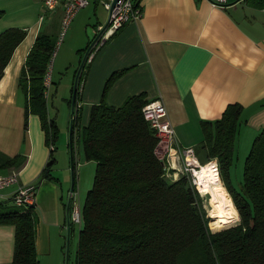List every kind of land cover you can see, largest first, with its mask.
<instances>
[{
  "label": "trees",
  "instance_id": "trees-1",
  "mask_svg": "<svg viewBox=\"0 0 264 264\" xmlns=\"http://www.w3.org/2000/svg\"><path fill=\"white\" fill-rule=\"evenodd\" d=\"M25 32L19 26L0 31V75ZM56 43L55 36L39 27L18 75V88L25 96L23 127L27 128L28 112H36L45 143L52 144L37 183L52 176L55 163L57 124L47 111L43 75ZM81 60L78 66L84 64ZM121 69L109 74L103 93ZM79 73L71 87L75 96ZM71 99L72 94L69 104ZM146 100L142 91L128 94L119 104L101 98L91 103L88 120L81 127L79 120H69L73 185L76 130L84 159L95 162L92 183L81 205L74 264H264V125L252 138L242 178L234 184L229 171L241 103L229 101L219 116L199 121L201 140L194 150L202 151L201 163L216 159L222 187L239 216L236 223L212 230L190 175L181 173L174 180L165 175V166L155 154L154 130L141 113ZM22 159L20 154L9 156L0 151V172ZM5 205L0 204V223L14 227L10 264H41L35 248L34 206L13 209Z\"/></svg>",
  "mask_w": 264,
  "mask_h": 264
},
{
  "label": "crops",
  "instance_id": "crops-1",
  "mask_svg": "<svg viewBox=\"0 0 264 264\" xmlns=\"http://www.w3.org/2000/svg\"><path fill=\"white\" fill-rule=\"evenodd\" d=\"M138 1L142 8L140 17L110 32L91 57L76 68L74 78L81 72L76 84V105L81 101L79 113L87 110L89 116L91 103L101 98L119 104L128 94L142 91L147 100H163L177 140L183 145L194 148L201 140L200 119L219 116L229 101L241 103V123L258 131L264 125V0H227L222 6L210 0ZM0 9V31L8 26L26 29L0 75V151L23 156L20 164L11 166L17 167L20 183L37 182L49 147L36 112H28L27 128L23 127L25 96L18 88V75L38 28L56 36L45 20L62 16V6L54 10L45 8L43 0H0ZM92 20L87 17L81 22V38L76 41V49L72 48L77 61L83 59L92 37L86 33V23ZM99 23L94 19L92 35ZM67 54L61 44L54 61ZM64 64H51L50 85L57 78L52 71L59 73ZM119 68L120 73L109 81L103 93L106 78ZM55 83L56 90L59 83ZM49 94L50 90L46 99ZM92 161L84 159L83 153L76 159L73 185L68 158L71 181H67L71 183L65 197L64 180L52 172L54 164L50 169L52 176L37 183L35 248L41 264L47 263L45 256L51 251V241L63 232V225L66 227L69 191L73 189L79 203H83V193L91 186L87 185V176L95 169ZM13 188L14 184L1 191L0 204L11 200ZM13 232V224L0 223V264L11 262Z\"/></svg>",
  "mask_w": 264,
  "mask_h": 264
},
{
  "label": "rangeland",
  "instance_id": "rangeland-1",
  "mask_svg": "<svg viewBox=\"0 0 264 264\" xmlns=\"http://www.w3.org/2000/svg\"><path fill=\"white\" fill-rule=\"evenodd\" d=\"M56 8H54V10ZM87 17H89L90 20L93 19L92 21H89L88 23H86L87 24L86 33L91 37L92 36L91 27H92V24L94 23V19L96 20L97 18L101 23H105L107 20V10L104 8L101 2H98V1L95 2L94 0H91V2L88 5L81 7L80 9L74 12L69 22L65 26L64 30L61 24V16L57 17L56 19L53 18L51 20H48V19L45 20L46 26L48 24L50 25L49 28H51V31L54 34L56 33L55 37L57 38V43H56L54 53L52 56V61H51L52 67H54V64H55V67L56 66L58 67L59 65H62L63 63H65L64 66H62L61 71H59V73L56 70L52 71L53 77L55 75L57 76L56 79L53 78V81L59 83V86L55 90L56 83L52 82L53 86L49 85L50 94L47 97L48 111H50V115L53 117V119L56 121V124H57V136H56L55 142L53 143V146H55L53 150V154L56 159L54 163V169L52 172H54V174H57L64 180L63 182L64 197H65L66 189L68 188V184L71 183L70 182L71 174H70V179H68V173H69V169H68L69 149L67 146V143L69 140L68 123H69V120H71V118L72 120H80L79 126H78L79 128L81 127V125L84 124L85 120H87V116H88L87 110H80V113H79V109H80L79 106L81 105V101L78 103L77 108L74 107L75 102H76L75 95L73 96V98L74 97L75 98L73 99V102L70 105V108H69V101H68L71 98V94L73 92V91L71 92V87L73 84L74 72L76 73V68L78 66V61L75 58L76 50L74 51V49H76V41H78L81 38V32H82L80 29L81 22L83 21V19ZM61 30H63V32H61ZM61 33H62V36L60 37ZM61 44H62V47L66 49L68 54L65 56V58L59 61L58 60L54 61L55 60L54 58H56V51L58 50V47ZM72 48L74 49L72 50ZM73 107H74V115L73 117H70V109H72ZM256 132L257 130H250L249 127L245 126L241 122L239 123L238 130H237L236 137H235V142H234V158H233V162H232V165L229 171L231 173V176H230L231 180L232 182H234V184L238 183L239 181L237 180H240L242 178L243 161L250 148L252 138L254 137ZM180 144L183 145L185 143H180ZM194 146H196V144ZM196 148H198V146H196ZM73 150H74L73 151L74 160L75 161L76 159L79 160L81 158L82 150H81V144L79 141L77 130L76 132H74ZM195 153L199 160V157L202 156V151L197 150L195 151ZM200 164L201 163L199 162V167H200ZM93 165H95V162ZM173 166L175 167L174 173L176 175L175 170H176L177 164L174 162ZM199 167H197V169H199ZM93 170H91L87 176L88 177L87 185L91 184V180H92L93 172H94ZM75 179H76V172H75ZM67 180H70V181L68 182ZM195 183H196V180H195ZM89 186L90 185H88L87 189L89 188ZM196 187L201 191L197 183H196ZM221 187H222V184H221ZM87 189H85L82 198L85 197V193ZM196 191L201 197L202 205L206 211V214L209 216L208 225L212 230H214L211 227L210 220L212 218V215L215 213L216 208L210 202L209 194H206V193L204 194L202 193V191L201 193H199L197 189ZM81 200L80 202L82 203ZM5 206H8V208H13V209L19 208L18 206L13 204L12 200H7ZM238 219H239V216L237 215L236 218L231 222V224L236 223ZM231 224L228 223L227 225L223 227H226ZM63 226H64L62 229L63 232H61L60 235L56 236L53 239V241H51V251H49V253L45 256L47 260L46 264H74V251H75V246L77 242L78 226L74 225L68 233H67V229L65 225ZM221 228H218V229H221ZM218 229H215V230H218Z\"/></svg>",
  "mask_w": 264,
  "mask_h": 264
},
{
  "label": "built area",
  "instance_id": "built-area-1",
  "mask_svg": "<svg viewBox=\"0 0 264 264\" xmlns=\"http://www.w3.org/2000/svg\"><path fill=\"white\" fill-rule=\"evenodd\" d=\"M96 1L101 2L107 10V20L105 23L96 25L94 33L85 48L83 60L91 57L95 48L110 32L128 20L139 18L142 13V8L138 0ZM210 2L214 5L222 6L227 3V0H210ZM87 3L88 0H43V5L47 9H53L61 4V24L63 30L74 12ZM63 30H61V32H63ZM61 36L62 33L60 34V37ZM52 56L43 75V93L45 96L48 94L51 81L50 72ZM77 105L75 102L74 107H77ZM74 107L71 109L70 117L74 115ZM141 113L149 126L154 130V134L157 138L155 154L162 160L165 166V175L171 180H174L179 174L187 173L190 175L191 183L196 187L194 171L195 168L199 167L200 160H198L195 150L191 145H181L178 142L174 127L167 116L163 100L159 97L146 100L141 106ZM49 148H52V144H49ZM213 160L215 161L216 170L218 172L216 159L213 158ZM174 162L177 164L176 175L174 173ZM12 184H14V188L9 198L12 200L13 204L21 207H27L29 205L34 206L37 182L20 183L18 179V169L15 167L8 169L6 172H0V196L2 194L1 191ZM196 189L201 193L197 187ZM67 206L68 215L66 227L69 228V225L78 226L81 222V204L77 200L73 189L68 193Z\"/></svg>",
  "mask_w": 264,
  "mask_h": 264
},
{
  "label": "bare ground",
  "instance_id": "bare-ground-1",
  "mask_svg": "<svg viewBox=\"0 0 264 264\" xmlns=\"http://www.w3.org/2000/svg\"><path fill=\"white\" fill-rule=\"evenodd\" d=\"M194 175L202 193L209 194L210 202L216 208L210 220L211 227L215 230L228 223L231 224L238 213L221 187L215 162L201 163L199 169L195 168Z\"/></svg>",
  "mask_w": 264,
  "mask_h": 264
},
{
  "label": "water",
  "instance_id": "water-1",
  "mask_svg": "<svg viewBox=\"0 0 264 264\" xmlns=\"http://www.w3.org/2000/svg\"><path fill=\"white\" fill-rule=\"evenodd\" d=\"M73 96H74V86H73V92H72V100H73ZM67 208H68V206H67ZM69 232V231H68ZM67 232V233H68Z\"/></svg>",
  "mask_w": 264,
  "mask_h": 264
},
{
  "label": "flooded vegetation",
  "instance_id": "flooded-vegetation-1",
  "mask_svg": "<svg viewBox=\"0 0 264 264\" xmlns=\"http://www.w3.org/2000/svg\"><path fill=\"white\" fill-rule=\"evenodd\" d=\"M72 102H73V100L71 99V102H70V103L72 104ZM71 104H70V105H71Z\"/></svg>",
  "mask_w": 264,
  "mask_h": 264
},
{
  "label": "clouds",
  "instance_id": "clouds-1",
  "mask_svg": "<svg viewBox=\"0 0 264 264\" xmlns=\"http://www.w3.org/2000/svg\"><path fill=\"white\" fill-rule=\"evenodd\" d=\"M200 193V192H199Z\"/></svg>",
  "mask_w": 264,
  "mask_h": 264
}]
</instances>
